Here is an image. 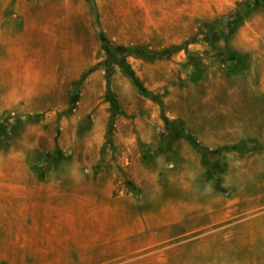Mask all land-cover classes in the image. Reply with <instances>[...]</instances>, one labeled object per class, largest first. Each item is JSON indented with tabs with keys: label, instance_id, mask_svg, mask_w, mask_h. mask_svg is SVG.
<instances>
[{
	"label": "rangeland",
	"instance_id": "obj_1",
	"mask_svg": "<svg viewBox=\"0 0 264 264\" xmlns=\"http://www.w3.org/2000/svg\"><path fill=\"white\" fill-rule=\"evenodd\" d=\"M7 3L30 37L66 17L35 44L58 74L44 96L7 107L0 87V264H264V0ZM99 32L186 45L116 53L148 94L115 63L113 107L103 66L73 89L108 58Z\"/></svg>",
	"mask_w": 264,
	"mask_h": 264
},
{
	"label": "crops",
	"instance_id": "obj_2",
	"mask_svg": "<svg viewBox=\"0 0 264 264\" xmlns=\"http://www.w3.org/2000/svg\"><path fill=\"white\" fill-rule=\"evenodd\" d=\"M8 1L5 0V3ZM8 12L11 14H7ZM34 17L35 15L29 12L28 5L7 3L0 6V87H6L5 95L2 94L1 99L3 101L5 99L7 107L15 101L35 100L37 96L45 93L44 89H35V87H47L52 84V77L55 76L56 82L58 76V74L45 73L44 68L50 65L47 62L48 54L40 49L41 47L36 48L35 44L50 43L49 35L54 36L55 40L61 43L65 34L64 28H59L57 33L55 26H51L48 21L51 22V19L55 18V22L66 15L62 16L60 13L57 17L56 13L49 15L44 26L48 30L42 32V37L29 36L28 27ZM22 18L24 20L22 26L17 27L16 21L19 19L21 22Z\"/></svg>",
	"mask_w": 264,
	"mask_h": 264
},
{
	"label": "trees",
	"instance_id": "obj_3",
	"mask_svg": "<svg viewBox=\"0 0 264 264\" xmlns=\"http://www.w3.org/2000/svg\"><path fill=\"white\" fill-rule=\"evenodd\" d=\"M99 38L102 42V45L105 47L108 58L101 61L100 63H98L97 65H95L94 67H92L91 69H89L87 72L83 73L79 79H77L76 81L73 82V89L74 91H77L79 88L80 83L84 80V78L86 77V74L98 67V66H103L104 67V72H105V80H106V93L113 105V107L116 106V100L114 98V95L111 92L110 89V80H111V76L113 73V66L115 63H119L121 64L124 68L125 71L127 73V75L129 76L132 84L138 89L139 93L145 95L148 94L146 93V91L144 90V88L142 87V85L140 84L138 78L135 76L134 72L132 71V68L130 66V64L127 62V60L124 57L121 58H117L116 57V53H122V55H128V54H135L137 56H139L140 58H143L145 60L148 61H153V60H157L160 59L162 57L165 56H169L171 53H173L174 51L180 50L185 48L186 42L180 44V45H173L170 46L166 49H162L159 51H154V52H146L143 48H139V47H124V46H116L113 45L102 32H99ZM115 113H112V116ZM187 139L189 140V142L191 143V145L196 148L197 150L201 151L202 153H207V152H211L208 149H205L204 147H202L196 140H194L193 137H191L190 135L187 136ZM225 148H235V146H229V147H225Z\"/></svg>",
	"mask_w": 264,
	"mask_h": 264
}]
</instances>
